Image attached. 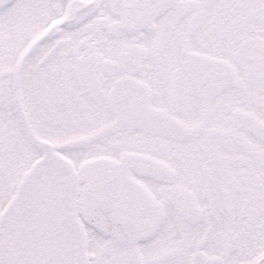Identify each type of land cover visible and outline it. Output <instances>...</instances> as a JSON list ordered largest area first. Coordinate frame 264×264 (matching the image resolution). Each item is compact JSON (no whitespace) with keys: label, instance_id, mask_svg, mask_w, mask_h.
Masks as SVG:
<instances>
[{"label":"snow or ice","instance_id":"6c2138e0","mask_svg":"<svg viewBox=\"0 0 264 264\" xmlns=\"http://www.w3.org/2000/svg\"><path fill=\"white\" fill-rule=\"evenodd\" d=\"M0 264H264V0H0Z\"/></svg>","mask_w":264,"mask_h":264}]
</instances>
